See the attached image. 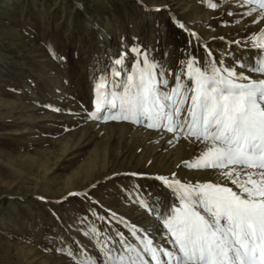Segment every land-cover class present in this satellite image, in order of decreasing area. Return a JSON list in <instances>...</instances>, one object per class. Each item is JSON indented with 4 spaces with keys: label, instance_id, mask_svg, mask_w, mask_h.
Returning <instances> with one entry per match:
<instances>
[{
    "label": "rangeland",
    "instance_id": "obj_1",
    "mask_svg": "<svg viewBox=\"0 0 264 264\" xmlns=\"http://www.w3.org/2000/svg\"><path fill=\"white\" fill-rule=\"evenodd\" d=\"M212 2L219 6L213 9L207 0H0V264H76L66 249L76 259L102 260L93 226L101 241H118L120 232L137 243L125 206L146 210L141 200L149 206L172 200L171 191L147 172L150 160L138 158L143 152L160 159L166 130L145 144L130 126L124 134L117 126L131 124L144 134L153 130L146 124L101 120L97 133L77 148L65 152L64 141L80 139L96 82L103 73L110 82L121 52L130 68L143 59L131 51L138 46L164 66L169 87L189 55L202 59L210 51L219 59L230 50L251 63L257 50L244 38L264 20L253 24L242 0ZM234 40L249 47L228 43ZM110 122L114 130L105 128ZM94 150L107 154L108 165L98 163L90 172L83 163Z\"/></svg>",
    "mask_w": 264,
    "mask_h": 264
},
{
    "label": "snow or ice",
    "instance_id": "obj_2",
    "mask_svg": "<svg viewBox=\"0 0 264 264\" xmlns=\"http://www.w3.org/2000/svg\"><path fill=\"white\" fill-rule=\"evenodd\" d=\"M243 4L253 24L264 20V0ZM244 39L257 50L251 63L230 50L219 59L210 51L202 59L189 55L179 62L171 87L164 66L138 46L131 51L142 61L134 59L129 68L121 52L110 82L109 73L96 82L90 119L146 124L172 133L175 140L183 136L197 151L181 164L210 175L194 181L176 173L156 175L172 200L152 206L140 201L162 224L171 247L155 243L136 225L130 231L137 243L120 232L118 241L109 236L101 241L93 226L102 260L90 255L76 259L66 249L76 264H264V27ZM228 43L249 47L240 40ZM245 70L258 75L253 78Z\"/></svg>",
    "mask_w": 264,
    "mask_h": 264
},
{
    "label": "bare ground",
    "instance_id": "obj_3",
    "mask_svg": "<svg viewBox=\"0 0 264 264\" xmlns=\"http://www.w3.org/2000/svg\"><path fill=\"white\" fill-rule=\"evenodd\" d=\"M244 10H247L246 5H244ZM229 39H231V38H229ZM233 39H235V38L233 37ZM250 75H252L253 78H256L253 76V74H250ZM9 108H12V106H9ZM81 120L83 121V128H84L83 133H82L79 140L77 138V141H75V139H71V138L66 137L67 139H65V141H64V148H63L65 152H69L72 148L74 149V148H77L78 146H80L82 144L83 140L88 138L89 134L97 133V131H93V129L96 126H101V123H100L101 120H93V119H90L88 116H86L85 118H83ZM104 126H106L105 128H111L114 130L115 123H111V122L106 123ZM129 126L131 127V129L133 128V131L131 130L132 132L129 131V128H130ZM132 126H134V125L126 124V123H120L117 127H119V129L122 131V134H124L125 131L126 132L129 131L131 133V135H133L134 137L140 138V140H144L145 144L147 143V141H150L153 139L156 140L157 138H159L158 136H160L162 134V132L159 129H153L152 131L148 130L144 134H141L140 131L142 129H140L138 127H132ZM163 140L164 141H162V139H160V150L161 151L159 153L162 156L160 159L156 160V158H154V156L148 155V154L143 153V152L138 157L139 159L144 158L146 161L150 160V162H149L150 165L148 166V171H147L148 173H151L152 175H170L171 173H176L177 178H179L181 180L187 179V180H192V181H194L196 179L203 180V179L208 178V176L210 175V172L188 169L183 164H181V161L189 160L194 154H196V151H197V145L196 144L189 143L186 139L183 138V136H181V138L179 140H175V139H173V134L169 133V132L166 133ZM170 140L172 141L171 143H169ZM129 144H130V142H129ZM158 146H159V144L155 148H157ZM167 148H169V149L167 150ZM95 150H97V149H95ZM95 150H94V152H97V153H93V155H89V157L83 163L85 169H87L90 172L93 170L95 165L98 163H101V166L103 169L106 168V166L108 165L107 154H103V153H101L102 151L98 152ZM145 150L146 149H144V151ZM163 150H165L166 153L165 152L163 153ZM60 153H61V151H60ZM118 154L119 153H117V155ZM146 155H148V156H146ZM26 156H28V158H30L33 161H39V159L37 157H31L29 154H27ZM41 159H43V158H41ZM113 159H116V158H113ZM23 161L24 160H22L21 162H23ZM56 163L57 162H54V165H56ZM38 166L40 167V165H38ZM47 169L48 168L46 166L45 171ZM78 169H79V167H78ZM119 170H120V168H119ZM42 171H44V170H42ZM74 171H76V169ZM74 175H75V173H74ZM72 178H73V176H72ZM229 186H231V185H229ZM157 201L162 203L161 199H156L153 202V205L156 204ZM141 208L142 207H135V205L125 206V208H124L125 214L124 215L127 217V219L133 221L136 224V226L139 227V229L146 230L150 234V237H152L153 235L156 236L157 239L159 240L158 242L161 243V245L163 243H168V237L165 234V230L163 229L162 224L157 220V218L155 217L154 214H152V213L149 214L148 213L149 211L147 212V209L141 210ZM131 221H130V223H131ZM141 233L143 234V232H141ZM168 246H171V245L168 243Z\"/></svg>",
    "mask_w": 264,
    "mask_h": 264
}]
</instances>
